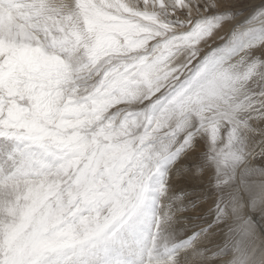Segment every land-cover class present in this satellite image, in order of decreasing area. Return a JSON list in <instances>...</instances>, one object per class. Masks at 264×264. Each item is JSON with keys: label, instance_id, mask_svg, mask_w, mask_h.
<instances>
[{"label": "snow or ice", "instance_id": "1", "mask_svg": "<svg viewBox=\"0 0 264 264\" xmlns=\"http://www.w3.org/2000/svg\"><path fill=\"white\" fill-rule=\"evenodd\" d=\"M0 264H264V0H0Z\"/></svg>", "mask_w": 264, "mask_h": 264}, {"label": "bare ground", "instance_id": "2", "mask_svg": "<svg viewBox=\"0 0 264 264\" xmlns=\"http://www.w3.org/2000/svg\"><path fill=\"white\" fill-rule=\"evenodd\" d=\"M189 190H190V186H189ZM254 218L258 219V216L254 217Z\"/></svg>", "mask_w": 264, "mask_h": 264}]
</instances>
